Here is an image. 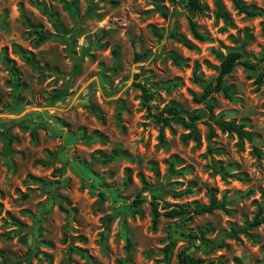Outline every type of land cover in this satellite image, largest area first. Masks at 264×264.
<instances>
[{"label": "rangeland", "instance_id": "rangeland-1", "mask_svg": "<svg viewBox=\"0 0 264 264\" xmlns=\"http://www.w3.org/2000/svg\"><path fill=\"white\" fill-rule=\"evenodd\" d=\"M157 1L165 15L150 0H0V264H177L187 244L194 259L264 264V221L245 225L264 218V83L256 79L264 0H237L252 16L233 0H201L192 15L201 38L184 0ZM32 30L50 37L36 41ZM235 48L259 69L234 66L223 79L227 95L197 102L216 74L215 53ZM133 82L153 98L143 101ZM207 102L250 139L213 124L208 137ZM167 104L201 115L197 140L184 139L179 124L153 122L151 107ZM211 199L226 210L159 215L152 225L151 200L164 212ZM170 226L203 230L212 247L176 234L164 258Z\"/></svg>", "mask_w": 264, "mask_h": 264}, {"label": "trees", "instance_id": "trees-1", "mask_svg": "<svg viewBox=\"0 0 264 264\" xmlns=\"http://www.w3.org/2000/svg\"><path fill=\"white\" fill-rule=\"evenodd\" d=\"M150 1L155 6L156 9H158L162 14L165 15V11L163 7L158 4L157 0H150ZM233 2L236 8L240 12H243L245 15L252 16L258 13L256 10H250L249 8L240 5L237 2V0H233ZM184 6L186 8V12H187L186 19H187V23H188L191 34L195 38H201L200 33H198L196 30V25L192 17V15L201 8V0H184ZM86 15H89V16L93 15V9L90 5L87 6ZM32 33L36 35V41L44 40L50 37L48 33L40 32L38 30H32ZM168 36L170 38L175 39L176 41L181 42L183 45L187 47L192 46V43H190L187 39L183 38L182 36L174 32H169ZM215 56L218 61V64L216 66V74L210 81L204 84H201V92L195 98L197 102L203 103L209 99L211 94L217 93V92H220L223 95H227V87L224 85L223 79H224V76L227 73H229L234 66L241 65L244 68L250 69V70L259 69L258 63L254 60L246 58L239 48L228 49L225 52L218 51L215 53ZM173 60L175 59L173 58ZM256 79L259 82L264 83V69H261L257 72ZM133 85L140 90L143 101H147L153 98V92L150 90V88L146 84H143L140 82H133ZM147 107L149 109L148 105ZM204 107L206 109L207 115H206V120H202V122L206 125L208 137H211L213 135V129H212V124H213L221 131L233 132L240 138L245 137L247 139H250V134L248 133V131L242 128L241 124H236L230 120H223L219 116L213 115L212 110H211V104L209 102L205 103ZM151 108L153 110L150 111V116L152 117L153 122L159 123L161 125H168L169 123L179 124L187 130V132L183 135L184 139L190 138L192 140H197L198 134H197L195 125L199 120L202 119L201 115L198 112L194 111V112L186 114V113L181 112L179 108L174 104L164 105L162 108H160L157 111L155 110L154 107H151ZM101 160L103 162H106V161H109L110 158L107 157ZM220 174L222 176L232 175L226 171H222L220 172ZM52 197H54V199L56 200L58 208L62 210L66 214V216H69L70 209L67 208L63 204V201L58 198V196L56 195L54 191H52ZM140 201H141V198L139 197V193H137L135 198L132 200L130 206L135 209ZM157 204L158 203L155 200L150 201L151 214H152V225L155 224L156 219L159 215H163L168 218H172L177 215L178 216L183 215L186 218H190L192 215L211 212L215 209H221L224 211L226 210L222 202H218L213 199H211L205 205L173 206L164 212H161L160 210L157 209ZM263 221H264V218H257V215H256L245 225L248 227H254V226L261 224ZM168 229H169V232L167 233L166 237L169 240L162 248L164 258L168 257L170 248L174 243L173 235H176V234L184 235V236H191L197 239L200 243H202L206 247L208 246L212 247L208 243V241L204 238L203 230H198V232L196 233L189 232L186 234L184 231H180L178 229L172 228L171 226ZM242 229L243 228H239L238 231H242ZM236 231L237 230L232 229L231 235H234ZM219 239L220 238L218 237L213 242L212 245L218 246ZM63 241L66 242L68 247L71 249L69 235L65 231L63 233ZM189 248L190 246L187 244V245L182 246L179 250H177L175 254L177 264H215L216 260L213 258H207V259L192 258L188 254ZM18 263H19V260L15 259V260L10 261L9 264H18Z\"/></svg>", "mask_w": 264, "mask_h": 264}]
</instances>
